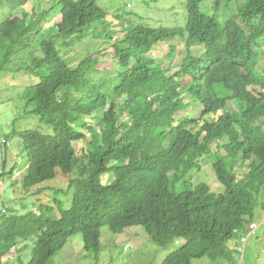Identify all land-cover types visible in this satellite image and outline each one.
I'll use <instances>...</instances> for the list:
<instances>
[{
	"label": "trees",
	"instance_id": "obj_1",
	"mask_svg": "<svg viewBox=\"0 0 264 264\" xmlns=\"http://www.w3.org/2000/svg\"><path fill=\"white\" fill-rule=\"evenodd\" d=\"M2 1L25 5L32 0ZM97 1L50 0V9L39 16L0 22V73L29 53L35 41L42 55L29 61L28 69L41 77L24 90L23 99L52 133H12L23 145V186L36 187L58 173L75 176L69 185L74 190L71 207L59 208V218L44 205L37 212H3L0 262L13 250L19 260L30 247L28 264H51L76 234L85 251L97 254L103 227L116 233L142 226L160 247L182 243L162 264H192L205 257L236 264L238 250L228 242L246 222L252 224L264 195V0H182L183 26L137 25L110 42L118 66L104 81L92 78L99 65L92 54L73 67L59 53L91 33L113 39L108 14ZM46 16L59 17V22L47 29ZM160 42L179 57L180 66L171 75L148 56ZM182 94L202 106L199 119L175 118L188 107ZM219 112L200 125L204 116ZM86 117L98 121L99 134ZM78 127L91 137L80 158L73 144L86 135ZM223 140L225 154H213L211 145ZM203 157L211 162L216 157L211 165L225 191L214 194L207 185L185 182L178 191L176 183ZM111 163L119 166L118 175L103 185ZM236 166L243 169L240 178ZM31 238V246L25 245Z\"/></svg>",
	"mask_w": 264,
	"mask_h": 264
},
{
	"label": "rangeland",
	"instance_id": "obj_2",
	"mask_svg": "<svg viewBox=\"0 0 264 264\" xmlns=\"http://www.w3.org/2000/svg\"><path fill=\"white\" fill-rule=\"evenodd\" d=\"M97 4L108 14L110 29L115 32L113 39L107 40L103 36L95 37L91 33L82 39L75 40L73 47L59 49V53L62 58H67L69 66L73 67L78 64L79 60L92 54L99 61L98 73L95 75L94 72L92 75V78L95 77L98 81H104L105 78L117 71V59L114 56L112 44L135 26L178 28L183 26L186 21V11L182 0H98ZM50 7V0H32L25 5L2 1L0 2V22L13 16L21 17L23 14L28 17L39 16ZM209 8V2L202 6L204 12ZM231 8L232 11L229 13H233L235 10L234 6ZM50 16H46L47 22H44L47 29L59 22V17L49 18ZM260 42L263 44L264 51V38ZM41 56L39 43L35 41L29 53L24 54L22 58H16L5 71L0 73V175L3 172L9 173L15 165L18 166L14 174L6 175L0 179V219L4 211L13 210L18 214L28 211L37 212L41 205L52 207V216L59 218L61 208L69 209L71 207L74 190L69 188V185L70 181L75 178L74 175L64 176L58 173L57 177L51 181L43 182L36 187L24 188L23 179L27 173V167L24 164L23 145L18 136L12 135L13 132L20 133L24 130H36L43 134L52 133L48 125L41 123L30 112V109L25 108L23 99L24 90L37 84L41 77L28 69L29 61ZM148 56L160 64L163 69H166L167 75L177 71L180 66L177 54L171 52L170 48L162 42L155 44ZM20 64L27 65L20 66ZM119 82L118 79L117 83ZM185 82L186 80L183 81V83ZM115 83L112 81L108 94L112 93ZM249 90L255 94L259 91L253 86H249ZM181 97L188 107L185 111L176 114L175 118L199 119L202 106L189 94H182ZM108 108L109 106L106 109ZM219 115L221 112L215 116H204L200 125L203 124V121L216 119ZM85 120L95 133L101 132L98 121L94 117H86ZM77 129L86 135V140L73 144L76 155L80 158L85 155L91 137L87 129L81 127ZM4 143L5 154L3 152ZM224 143L226 140L214 142L211 145L212 153L215 154L218 151L225 154L222 149ZM215 158H212V162L215 161ZM212 162L205 157L198 160L193 168L185 173L183 179L176 183L177 190L181 191L183 187L181 184L185 182L192 186L207 185L214 194L223 193L225 188L217 181ZM118 168L119 166L115 163L109 165L107 173L101 178L103 185H109L115 180ZM235 171L240 178L243 169L236 166ZM249 223L246 222L244 228L236 232L233 240L228 242L230 248L238 250L242 246L240 239L250 232L248 230ZM251 223L255 225L254 234L248 236L243 254L239 250L236 253V264H264V195L260 197V204ZM100 234L101 248L97 254L85 251L81 234H76L56 254L51 264H162L170 253L182 246V243L176 240L166 247H160L150 240L142 226L129 227L116 233H112L105 226L101 229ZM33 241L34 238H31L26 241L25 245L31 246ZM30 249L29 247L27 251L21 253L19 260H16L19 254L13 250L0 264H20L21 262L28 264L31 259ZM192 264L216 263L205 257L193 260Z\"/></svg>",
	"mask_w": 264,
	"mask_h": 264
},
{
	"label": "built area",
	"instance_id": "obj_3",
	"mask_svg": "<svg viewBox=\"0 0 264 264\" xmlns=\"http://www.w3.org/2000/svg\"><path fill=\"white\" fill-rule=\"evenodd\" d=\"M254 229H255V225L254 224H250L249 227H248V230L250 232L248 233V235H246V236H244V237H242L240 239V242H241L242 246L240 248H238V250L242 254H243L244 246H245V243L247 242L248 236H250V234H254Z\"/></svg>",
	"mask_w": 264,
	"mask_h": 264
},
{
	"label": "water",
	"instance_id": "obj_4",
	"mask_svg": "<svg viewBox=\"0 0 264 264\" xmlns=\"http://www.w3.org/2000/svg\"><path fill=\"white\" fill-rule=\"evenodd\" d=\"M3 152H4V154H5V143H4V145H3Z\"/></svg>",
	"mask_w": 264,
	"mask_h": 264
},
{
	"label": "bare ground",
	"instance_id": "obj_5",
	"mask_svg": "<svg viewBox=\"0 0 264 264\" xmlns=\"http://www.w3.org/2000/svg\"><path fill=\"white\" fill-rule=\"evenodd\" d=\"M162 18V17H161Z\"/></svg>",
	"mask_w": 264,
	"mask_h": 264
},
{
	"label": "crops",
	"instance_id": "obj_6",
	"mask_svg": "<svg viewBox=\"0 0 264 264\" xmlns=\"http://www.w3.org/2000/svg\"><path fill=\"white\" fill-rule=\"evenodd\" d=\"M253 224V223H252Z\"/></svg>",
	"mask_w": 264,
	"mask_h": 264
}]
</instances>
